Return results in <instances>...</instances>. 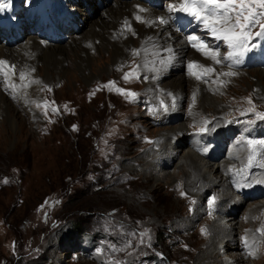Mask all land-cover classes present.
<instances>
[{
  "label": "rangeland",
  "instance_id": "374dc122",
  "mask_svg": "<svg viewBox=\"0 0 264 264\" xmlns=\"http://www.w3.org/2000/svg\"><path fill=\"white\" fill-rule=\"evenodd\" d=\"M94 3L103 7L102 0ZM78 7L76 17H83ZM112 11L119 14V10ZM124 14L131 15L128 11ZM109 29L114 31L113 25ZM72 43L66 44L74 50L78 46L75 52L60 55L66 58V67L57 75L59 81L56 72L46 76L43 65L32 69V76L37 74L43 82L32 83L16 93L7 87L4 78L0 80V91L4 93L0 92V264H199L196 262L207 249L212 222L225 223V219L217 217L209 221L204 214L214 212L220 216L215 211L224 207V202H217L210 192L197 197L181 175L164 177L173 170L172 166L158 173V166H153L147 156L162 140L173 135L182 138L183 132L187 133L184 142L180 140V146L174 144V148L185 153L186 143L203 139L202 145L206 146L198 151L205 152V156L211 151L210 163L227 158L232 144H237L240 153L250 155L253 148L248 142L264 141V137L251 134L246 144L239 142V136L248 128L264 124L255 115L264 113V66L229 65L234 75L223 76L224 72H220L208 81L209 93H191V88L185 87L177 114L181 118L161 121L165 112L161 103L168 110L175 105V98L167 99L157 89L151 102L138 55L126 58L129 44L115 50V43L103 41L93 54L84 55L89 47ZM219 48L220 51L216 49L221 55L228 51L223 42ZM114 51L118 54L113 58ZM77 58L86 72L83 75L87 77L92 72L96 79L83 82L76 68ZM128 65L130 69L124 71ZM15 67L13 82L19 85V70ZM132 69L137 70L138 79L125 82L123 74ZM110 81L117 88L135 93V99L103 87ZM45 102L47 109L43 107ZM11 108L16 120L9 126L5 123ZM213 119L227 127L224 137L229 139L221 148L213 142L219 137L211 141L205 132H200L204 121L209 122L208 129L214 127ZM263 149L260 144L255 147L257 154ZM163 158L165 163L167 159ZM233 163L226 170L236 174L241 162L238 166ZM255 167L260 169L259 164ZM228 183L231 185L226 191L235 193L238 183ZM210 200L215 201L211 207ZM174 201L176 206H172ZM199 202L200 213L194 219ZM244 202L261 206L264 196ZM245 204L234 212L237 219ZM239 220L235 234L238 249L252 252L250 257L244 254L245 264H264V235L258 231L264 228V210L254 216L244 214ZM74 225L78 232L73 230ZM245 240L252 241L248 243L250 248L245 246ZM54 253L59 260H53Z\"/></svg>",
  "mask_w": 264,
  "mask_h": 264
},
{
  "label": "bare ground",
  "instance_id": "6f19581e",
  "mask_svg": "<svg viewBox=\"0 0 264 264\" xmlns=\"http://www.w3.org/2000/svg\"><path fill=\"white\" fill-rule=\"evenodd\" d=\"M72 1L74 3V0ZM95 1L96 0L76 1L75 5L80 6L83 12L81 16L83 17L77 16L79 20L76 19L75 21L76 29H70L68 31L66 34L68 38L65 37L67 40L64 38L61 41V46L40 39L38 36L34 35V30L31 32V26L26 25L24 21H22V24L18 22L17 27L22 26L24 35H22L21 39L18 40H15L13 35H10L9 43L6 42L4 38L0 37V60H5L9 65H17L19 71L24 70L30 73V78L33 77L31 80H37L42 83L43 81L38 77L37 74L32 76V69L36 66L43 65L46 76L49 73L55 72L57 76L61 71L63 72L66 67V58L60 55L66 54L68 51L75 52L78 47L76 46L74 50V48H72L69 44H66L68 42H73L74 44L76 43L78 45H87L89 47L88 52L84 55H88L90 53L93 54V52L96 51L97 44L100 42L103 43V41L111 44L115 43L117 40L114 45L115 50L119 49L121 46L129 44L130 51L126 54V58L132 55L134 51L139 52L138 61L143 68L144 80L147 81L146 86L148 93H150L149 96L151 102L154 98L151 96H153L157 89H161L165 93L163 94L167 99L175 98V105L173 108L168 109L164 112V114L161 115L163 117L161 121L170 120L172 118H181L180 116L178 117L177 114L179 109H181L179 104L184 97L183 89L185 87H190L192 90L191 93H197L201 90L209 93L211 90L209 89V86H207L208 81H212V79L214 80L220 72H227L230 70V67L228 68V64H232V61L222 60L220 64H214L211 60L206 59L188 44L186 37L189 35H196L214 50L218 51L209 41L210 37L212 36L205 31L203 25L198 24L195 20H193L191 17H188L184 13L168 12V5L174 3L175 0H102L103 7H98L95 5ZM78 2L81 5L77 4ZM76 7L71 8L76 9ZM80 8L78 7V11H80ZM138 8H143L145 11L138 13ZM112 10H119V14L113 13ZM124 11H128L131 15L129 16L124 14ZM8 14L12 15L10 10L8 11ZM74 14L75 13L72 12L73 16ZM138 14L145 19L155 20L158 17H171V19H168L166 24L161 25L154 23L149 26L139 23L134 19V17ZM183 14L184 16H182ZM90 15H93L92 19L89 18ZM102 17H104V19H108L104 20ZM125 20H127L131 25L132 32L124 30ZM110 25L111 27L113 25L114 31L109 29ZM168 49H171V52H169ZM116 53L115 51L112 53L113 58L116 56ZM219 53L221 58H223L221 52ZM42 55L45 56L41 61L40 58ZM169 57H171L170 60L168 59ZM162 60L167 61V63H162ZM190 61H195L197 63L203 64L206 67H212L214 69V73L210 77H207L205 80H203L207 82L206 84L202 81H197L194 77L189 75L187 66ZM79 62L81 61L79 58H77L76 68L81 71L80 77L84 80L83 82L88 83L93 81V79H96V75L92 72L90 73V76H84L83 74L86 72L81 70V64H79ZM128 69H130L129 65L124 71H127ZM261 69L263 72L264 68ZM106 70L107 69L105 68L103 72L106 73ZM1 78H3V76H0V80ZM63 78L65 77L63 76ZM57 80L59 81L58 76ZM18 84L20 85L22 82L20 81ZM61 87H63V85ZM215 90L217 91L216 88ZM0 92L2 95H4L3 91ZM151 105L154 104L151 103ZM14 111L15 110L13 108L10 109V114H7L8 120L5 124L9 126L13 125V123L15 124L16 118L14 115L16 114H14ZM182 115L184 114L182 113ZM212 123L214 127H211L209 131L205 132V134L209 136L208 139L210 140L211 138H214L215 140L217 137H219L217 141L213 142L215 143L216 148H221L222 144L227 139H229L227 135L224 137V134L228 132H224L227 127H224V125L216 119H213ZM185 126L189 127L187 124ZM254 127L255 128L252 130H249V128L246 130L244 129L247 133L243 134L242 137L239 136V142L242 141L246 143L247 136L250 135V137H252L251 134H253L254 137L257 135L259 139L263 138L264 124ZM213 128H217L216 132H213ZM183 134L184 136L182 138H176L174 137L175 135H173L172 138H166L162 140L158 144V147L154 148L153 153L148 155L147 158L151 159V164L153 166L156 168L158 166V173L161 172L163 167L168 165L172 166L173 170L167 173V175L164 177L173 174L176 176L181 175L182 179L187 183L191 191L197 194V197H202L205 193L210 192L213 195V199H215L217 202L220 204L224 202V207H217V210L215 211V213L220 214V216L214 214V212H207L204 214V218H209V221L214 220V218L217 217V219L220 220L225 219V223L221 224L217 221H214V223L212 222V228L209 229L210 237L207 241V249L200 254L196 263L216 264L212 262L218 259L220 262H218L219 264H239V261L241 264H245L246 258L244 257V254L247 253L248 256L250 254L249 250L243 251V248L240 250L238 249V240L235 238V234L238 232V228L236 226L240 222L239 219L242 218L244 214L248 216H254L258 211L262 209L264 210V202L263 204H260L261 206L256 207L253 206L254 203L250 202L245 204L244 202L248 199L251 200L258 198L261 195L264 196V149L262 153L259 152L260 150L258 151L259 153L256 155L257 163L253 164L251 167L252 169L248 168L243 174L236 175L230 170L227 171L226 168L228 166L234 165L233 162H235V165L237 166L238 162H241L239 164L240 169H238L241 170L243 168L242 166L246 163L245 161H248L247 158L249 156V154L245 152L240 153L236 147L237 144H232L228 151L227 158L222 160L219 158V163H210L211 161L209 162L208 160L213 159L209 157L211 151L209 150L210 153L208 152L209 155L207 156H205V152L198 151L205 145H202V141H204L203 139H196L193 142L191 141L190 143H186L188 151L185 153L181 149L176 150L174 148V144L177 145L180 140L183 141L184 137L187 135L186 132H183ZM229 135L230 134L228 133V136ZM222 137L223 140L219 141ZM150 141L151 140H149V142ZM210 146L211 145H209V148ZM255 147L258 148L259 143L255 144L254 148ZM163 156L167 159L165 163H162L164 160ZM205 158L207 160H205ZM216 163L217 165H215ZM257 164L260 165V169L255 167ZM230 180H233L234 183H238L236 188H234V191L237 193V195L233 191L232 193H229L230 191H226V188L229 185L228 182ZM241 189H243L242 191H245V196L240 192ZM175 202L176 201H174L172 206H176ZM199 204H202V202L197 203L195 206V211L193 206L189 204L188 208L194 211V219L199 216ZM242 204H245L246 206L243 208V211H241L239 219H237V213L234 216V212H237V208H239V206ZM181 223L184 224L183 222ZM230 248H232L235 252H230ZM51 255L53 256V260H59L58 255L55 253ZM59 263L60 261L58 264Z\"/></svg>",
  "mask_w": 264,
  "mask_h": 264
},
{
  "label": "snow or ice",
  "instance_id": "6c2138e0",
  "mask_svg": "<svg viewBox=\"0 0 264 264\" xmlns=\"http://www.w3.org/2000/svg\"><path fill=\"white\" fill-rule=\"evenodd\" d=\"M3 7V6H0ZM138 13L145 11L143 8L137 9ZM168 11L170 13H184L188 17H191L198 24L203 25V28L208 32L215 40L222 41L229 49L228 54L221 58L220 53L206 44L199 36L189 35L186 37L188 44L199 52L206 59L211 60L214 64H220L222 60H229L233 63L242 62L243 56L256 47L253 40L258 37H264V0H175L174 3L169 4ZM134 19L142 24H166L171 17H158L155 20L145 19L141 15H136ZM254 29H258L253 31ZM124 30L132 32L131 25L127 20L124 22ZM134 34V33H133ZM171 52V49H168ZM133 56L139 55V52L134 51ZM169 60L171 57L168 58ZM162 63L167 61L162 60ZM189 75L194 77L197 81L205 80L214 73L212 67H206L203 64L195 61L188 63ZM137 70L132 69L130 72H126L123 79L128 82L131 79H138L136 74ZM17 70L15 65H9L5 60H0V76H3L4 82L7 87L11 88L13 93H16L20 88H27L32 83H40V81H33L30 79V73L21 70L19 71V80L22 84L17 85L13 82V78L16 77ZM223 76H232L233 72L221 73ZM215 82V81H213ZM103 87L109 90H115L118 94L134 100L136 94L121 88L115 87L114 82H109ZM50 91V89H49ZM251 103V101H249ZM41 107V105H37ZM47 109V102L43 105ZM66 107V106H65ZM165 111L167 106L160 105ZM53 112L56 109H52ZM257 119L264 120V113H255ZM208 121H204V126L201 127L200 132H207ZM259 143L261 148H264V141L254 142L249 141V147L253 148V151L248 156L247 164L244 169L238 170L236 175H241L246 169L251 168L256 161L257 152L254 145ZM231 171V170H230ZM183 195V193H182ZM195 203V201H193ZM215 201L210 200V207L214 205ZM203 231V230H202ZM258 231L264 235V228L258 229ZM243 239V238H242ZM245 246L248 247L247 240L244 241ZM251 255L252 252L250 251Z\"/></svg>",
  "mask_w": 264,
  "mask_h": 264
},
{
  "label": "trees",
  "instance_id": "16d2710c",
  "mask_svg": "<svg viewBox=\"0 0 264 264\" xmlns=\"http://www.w3.org/2000/svg\"><path fill=\"white\" fill-rule=\"evenodd\" d=\"M73 230H74L75 232H78V231H79L78 227L75 226V225H74V227H73Z\"/></svg>",
  "mask_w": 264,
  "mask_h": 264
}]
</instances>
